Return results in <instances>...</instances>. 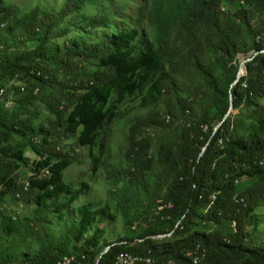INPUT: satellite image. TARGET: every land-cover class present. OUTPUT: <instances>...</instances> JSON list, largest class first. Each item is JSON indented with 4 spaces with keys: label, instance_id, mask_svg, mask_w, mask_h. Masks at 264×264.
<instances>
[{
    "label": "trees",
    "instance_id": "trees-1",
    "mask_svg": "<svg viewBox=\"0 0 264 264\" xmlns=\"http://www.w3.org/2000/svg\"><path fill=\"white\" fill-rule=\"evenodd\" d=\"M93 1L62 0L18 16L0 0V144L23 138L20 147L39 158L26 183H16L12 171L26 161L23 151L0 146V264H56L69 256L72 264H114L129 254L152 264H264L256 213L264 208V0H144L123 18L83 14ZM74 19L83 23L80 34L54 44ZM239 55L247 57L244 74ZM78 61L94 65L91 79L76 83ZM41 88L51 89L45 105L54 119L34 124L28 107ZM160 107L171 135L161 137L155 155L132 145L130 166H114L106 127L125 118L131 134L163 127L153 113ZM60 136L88 147L91 172L103 168L123 226L137 225L135 237L107 242L98 224L115 217L106 208L86 202L69 209L88 187L64 182L78 157ZM16 195L35 206L31 217L2 208ZM47 218L64 221L55 239ZM28 236L38 250L20 256L8 238ZM160 236L169 239L158 243Z\"/></svg>",
    "mask_w": 264,
    "mask_h": 264
},
{
    "label": "rangeland",
    "instance_id": "rangeland-1",
    "mask_svg": "<svg viewBox=\"0 0 264 264\" xmlns=\"http://www.w3.org/2000/svg\"><path fill=\"white\" fill-rule=\"evenodd\" d=\"M61 1L62 0H3L4 4L13 8L18 16L24 15L36 6L41 7L43 10L45 9L43 6L46 5V7L51 10L58 6ZM143 4L144 0H94L91 3L84 5L82 13L89 17L100 14L108 15L111 18H123L127 14L131 16L136 15L138 7ZM74 22L75 26L73 25L74 27L71 31L66 36L53 41L54 44L61 45L65 39H74L80 34V27L83 26V23L81 19H74ZM238 58L240 63V74H244L247 57L239 55ZM94 72L95 67L93 64H86L78 61L73 69L72 77L76 79L75 81L78 83L81 78H84V76L91 79ZM58 79H62L64 82L68 77L63 79L62 75L59 74ZM21 84L23 83L16 81L13 82L14 87H18V85ZM29 91H31V88H29ZM50 92L51 89L49 88H41L38 92L33 93L37 96L38 101L32 106H29L28 109L30 108L29 111L36 114L32 121L34 124L43 122L45 119H54V116L45 105V101L49 99L48 95ZM9 97H11V99L15 98V93L9 94ZM260 103L264 106V99L260 100ZM5 106L11 108L13 102L7 101ZM153 113L158 116L156 118L157 122H162V119L165 116L163 107L154 108ZM238 113L239 110H230V115L232 117L237 116ZM170 123V119L165 117L163 127H161L160 124L159 127L154 124L152 126L153 129H141L131 134L130 124L127 118L113 121L106 127L103 140L104 145L111 154L110 162L120 169H127L130 165L126 154L129 152L132 145L140 147L141 149L139 152H141V154L145 153L148 157L155 155L156 146L160 142L161 137L168 133L171 135L173 132ZM23 141V138L21 139L13 136L8 143L0 144V146H10L12 148L11 152H13V150L22 149L23 157L26 161L24 163L20 161L15 162L17 167H14V170L12 171V177L15 182L20 184L26 183L27 179L33 175V162L38 161L39 159L27 147H20ZM60 144L66 151H69L71 155H73L72 149H74V152L78 157V162H74L64 170V182L69 184L73 190L80 189L82 184H85L88 187L86 190H83L79 200L75 204L73 203L69 209H73L75 206L86 202L92 203L96 208H106V210L115 217L113 222L101 221L98 224V227L104 229V240L107 242H112L121 237H135L137 225L133 224L130 229L123 226L122 218L120 214L116 212V197L110 195V193L113 192V190H116V188L111 181L106 178L107 175L104 173L103 168L100 166L94 174L91 172V156L88 147L77 146L76 137L66 138L65 136H60ZM99 156L100 158L103 157L100 154ZM11 161H13V159H11ZM34 207L35 206L25 202L23 199L19 200L18 195H16V197H7L2 208L5 212L17 216L20 220H24L33 215ZM256 213L261 216L260 218L262 222L259 232L264 233V208H258ZM43 225L52 239H55L60 232L65 230L64 221L61 220L58 222L55 218L44 219ZM168 239L169 238L166 236L155 238L158 243L167 241ZM8 242L16 247V253L20 256H32L38 250L35 239L31 236L25 238L9 237Z\"/></svg>",
    "mask_w": 264,
    "mask_h": 264
},
{
    "label": "built area",
    "instance_id": "built-area-1",
    "mask_svg": "<svg viewBox=\"0 0 264 264\" xmlns=\"http://www.w3.org/2000/svg\"><path fill=\"white\" fill-rule=\"evenodd\" d=\"M171 204L170 203H166L162 208H167L170 209L171 208ZM159 208V209H162ZM195 258L200 257L202 254L198 255V254H194L191 253ZM148 257L147 256H143V255H135V254H129L126 257H118V255L115 258V264H146V259ZM83 259V258H82ZM77 259L71 260V261H63V260H59L58 262H56V264H72L73 262H76Z\"/></svg>",
    "mask_w": 264,
    "mask_h": 264
},
{
    "label": "bare ground",
    "instance_id": "bare-ground-1",
    "mask_svg": "<svg viewBox=\"0 0 264 264\" xmlns=\"http://www.w3.org/2000/svg\"><path fill=\"white\" fill-rule=\"evenodd\" d=\"M126 256H128V255H119L118 257H126ZM75 258H73V256H69V257H64L62 260L63 261H71V260H74ZM114 264H115V262H114ZM146 264H152V263L149 260H146Z\"/></svg>",
    "mask_w": 264,
    "mask_h": 264
},
{
    "label": "water",
    "instance_id": "water-1",
    "mask_svg": "<svg viewBox=\"0 0 264 264\" xmlns=\"http://www.w3.org/2000/svg\"><path fill=\"white\" fill-rule=\"evenodd\" d=\"M247 72V67H246V65H245V73Z\"/></svg>",
    "mask_w": 264,
    "mask_h": 264
}]
</instances>
